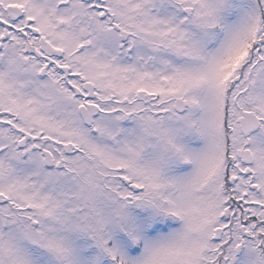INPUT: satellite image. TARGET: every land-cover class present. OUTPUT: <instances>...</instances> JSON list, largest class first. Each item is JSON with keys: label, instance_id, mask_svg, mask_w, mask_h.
Here are the masks:
<instances>
[{"label": "snow or ice", "instance_id": "snow-or-ice-1", "mask_svg": "<svg viewBox=\"0 0 264 264\" xmlns=\"http://www.w3.org/2000/svg\"><path fill=\"white\" fill-rule=\"evenodd\" d=\"M0 264H264V0H0Z\"/></svg>", "mask_w": 264, "mask_h": 264}]
</instances>
